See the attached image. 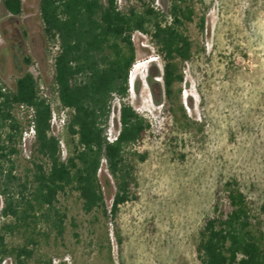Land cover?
<instances>
[{
  "label": "rangeland",
  "instance_id": "rangeland-1",
  "mask_svg": "<svg viewBox=\"0 0 264 264\" xmlns=\"http://www.w3.org/2000/svg\"><path fill=\"white\" fill-rule=\"evenodd\" d=\"M187 1L195 8L194 21L185 26L193 55L180 64L183 82L171 99L156 49L148 37L132 36L136 61L125 102L151 127L130 148L137 154L131 199L116 217H105L100 211L85 214L76 192L59 196L58 207L67 213L63 237L56 238L45 223L39 225L40 235L19 230L7 236L9 246L34 249L25 264H200L199 230L218 197H225L226 184L234 182L247 196L253 227L264 236V0ZM22 2L20 18L0 4V80L9 87L25 57L33 62L27 71L47 79L38 0ZM155 5L166 11L169 0H155ZM112 111L107 135L114 136L117 99ZM23 156L17 158L21 174L28 165ZM99 177L110 209L116 186L104 161ZM6 264L16 262L12 257Z\"/></svg>",
  "mask_w": 264,
  "mask_h": 264
},
{
  "label": "trees",
  "instance_id": "trees-1",
  "mask_svg": "<svg viewBox=\"0 0 264 264\" xmlns=\"http://www.w3.org/2000/svg\"><path fill=\"white\" fill-rule=\"evenodd\" d=\"M0 4L12 18L23 14L22 0H0ZM38 5L46 50L52 44L59 46L51 84L61 104L71 110L65 132L71 150L63 161L58 140L49 135L50 107L27 71L32 59L23 58L13 87L0 80V264L12 257L16 264H25L34 256V249L27 245L9 246L7 236L15 231L40 235L39 225L45 223L56 238L63 237L67 213L58 207L59 196L76 192L85 214L100 211L105 217H116L120 206L131 199L132 160L137 154L130 148L141 143L151 127L125 102L136 61L133 34L148 37L156 49L168 100L183 82L180 64L193 55L185 26L194 21L195 8L187 0H169L166 11L155 0H38ZM204 24L201 16V31ZM114 99L119 101V127L116 139L109 142ZM32 124L35 138L21 174L17 158L25 155L22 135ZM102 161L116 186L110 209L99 177ZM106 185H110L108 179ZM253 218L247 196L236 182L227 183L225 197H218L213 215L199 230V263L264 264V236L253 227Z\"/></svg>",
  "mask_w": 264,
  "mask_h": 264
},
{
  "label": "built area",
  "instance_id": "built-area-1",
  "mask_svg": "<svg viewBox=\"0 0 264 264\" xmlns=\"http://www.w3.org/2000/svg\"><path fill=\"white\" fill-rule=\"evenodd\" d=\"M122 0H120L121 2ZM59 46L58 44H52L49 46L47 50V57H46V63H47V79L43 78L40 75L39 71L31 72L35 79L38 82L39 85V96L47 102V104L50 107L51 111V118H50V130L49 135L53 138L57 139L59 142L60 147V156L63 161H65L69 156V151L67 148V144L64 138L71 110L69 108L64 107L58 97V92L56 88L52 91V87H54L53 84H51L53 76H54V66L56 57L58 55ZM113 111L111 112V114ZM111 117V116H110ZM35 138V130L33 124L30 125L22 135L21 140V148L23 149L24 154L29 155V147L33 139ZM107 139L109 142H112L116 139V134L113 136V134L107 135ZM2 207V198L0 196V211ZM0 220L2 221L1 214H0ZM7 260H11L10 258H7L3 261L2 264H6Z\"/></svg>",
  "mask_w": 264,
  "mask_h": 264
},
{
  "label": "clouds",
  "instance_id": "clouds-1",
  "mask_svg": "<svg viewBox=\"0 0 264 264\" xmlns=\"http://www.w3.org/2000/svg\"><path fill=\"white\" fill-rule=\"evenodd\" d=\"M129 80H130V78H129ZM129 82H130V81H129ZM129 89H130V91L132 90L131 82H130V84H129Z\"/></svg>",
  "mask_w": 264,
  "mask_h": 264
}]
</instances>
